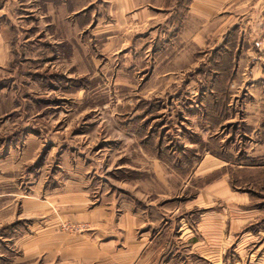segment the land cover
I'll use <instances>...</instances> for the list:
<instances>
[{
	"label": "crops",
	"instance_id": "0c3cea01",
	"mask_svg": "<svg viewBox=\"0 0 264 264\" xmlns=\"http://www.w3.org/2000/svg\"><path fill=\"white\" fill-rule=\"evenodd\" d=\"M67 1L66 7L65 0H0V69L17 56L23 13L37 14L42 29L53 26L56 46L79 49L82 25L73 16L96 0ZM103 3L104 19L92 18L90 31L105 34L102 53L123 52L127 82L146 77L177 96L194 67L201 74L208 88L196 91L203 100L190 109L203 113V127L211 132L208 141L201 139L206 151L191 169L178 171L162 163L154 145H137L125 157L131 163L137 155L136 163L129 168L123 161L116 189L105 174L107 165L103 171L86 165L80 153L62 154L51 185L50 176L38 175L26 178L24 194L0 192V252L20 256L24 264H264L259 213L210 147L218 145L235 158L243 144L245 158L264 157V55L255 45L264 32V0ZM93 15L83 28L93 26ZM74 60L70 74L77 70ZM123 87L132 90L130 84ZM225 89L230 99L220 102ZM35 141L32 155L42 146ZM16 170L17 165L9 171ZM0 178V185L12 183L11 177ZM21 223L24 232L16 234Z\"/></svg>",
	"mask_w": 264,
	"mask_h": 264
},
{
	"label": "rangeland",
	"instance_id": "374dc122",
	"mask_svg": "<svg viewBox=\"0 0 264 264\" xmlns=\"http://www.w3.org/2000/svg\"><path fill=\"white\" fill-rule=\"evenodd\" d=\"M177 1L183 4L186 0ZM65 2L67 7L68 1ZM85 3L81 1V5ZM93 13L91 20L104 19L103 0L82 6L73 16L82 25L79 38H76L79 49L76 47L74 51L67 43L56 46L53 26L49 30L42 29L37 14L21 15L17 24V56L10 67L0 69V177L12 178V183L0 185V192H9L10 188L17 190L18 195L24 194L27 181L38 175L42 179L50 176L46 184L51 185L54 181L52 176L59 170L57 166L62 154L80 153L86 165L103 171L107 165L105 174L109 176L106 178L109 182L112 180L116 189L120 188L124 175L120 169L123 161V165L129 168L136 163L137 155L131 163H127L125 157L134 153L137 145L149 150L154 145L159 150L157 154H160L162 163L178 171L191 169L206 151V143L201 139L208 141L211 132L203 127L206 124L203 113L201 115L196 108H190L200 102L201 93L196 91H205L208 87L201 80V74L195 73L194 65H190L194 68L188 73L189 84L178 87L177 96H173L174 90L169 91L165 86L161 90L155 87L146 77L127 82L125 76L129 69L123 52L106 55L100 51L105 34L90 31L96 25L93 20L90 23L93 26L83 28ZM72 60L77 67L75 75L70 74ZM126 84L131 85V91L123 87ZM140 89L141 94L136 95ZM150 89L153 91L147 92ZM163 91H166L164 96ZM220 96V102L230 99L226 89ZM189 122L192 126L187 125ZM36 137L42 146L32 155L30 144L38 147ZM142 137H145L143 141H139L138 138ZM237 145L232 147L237 148ZM239 146L235 158L223 154L218 145L210 147L228 166L234 177L231 181L239 183L240 192H246L251 206L258 211L259 227L264 233V157L245 158L243 144ZM149 150L148 153L151 152ZM240 152L242 158H239ZM16 165L18 170L14 173L9 171ZM23 224L17 226L16 234L24 232ZM75 227L79 229V226ZM5 257L8 258L0 252V264H24L20 256L14 259L13 256Z\"/></svg>",
	"mask_w": 264,
	"mask_h": 264
},
{
	"label": "built area",
	"instance_id": "2783aa9c",
	"mask_svg": "<svg viewBox=\"0 0 264 264\" xmlns=\"http://www.w3.org/2000/svg\"><path fill=\"white\" fill-rule=\"evenodd\" d=\"M255 45L261 51V53L264 55V34H263V36L260 39H258L255 42ZM63 227L67 228V226H63Z\"/></svg>",
	"mask_w": 264,
	"mask_h": 264
}]
</instances>
